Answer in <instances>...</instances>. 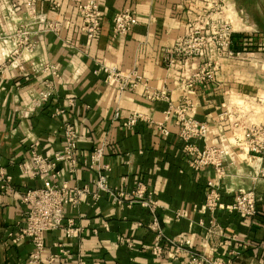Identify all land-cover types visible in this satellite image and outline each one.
Here are the masks:
<instances>
[{"label":"crops","instance_id":"0c3cea01","mask_svg":"<svg viewBox=\"0 0 264 264\" xmlns=\"http://www.w3.org/2000/svg\"><path fill=\"white\" fill-rule=\"evenodd\" d=\"M58 1L61 8L50 11V3ZM90 0H36L38 13L63 23L60 36L39 33L34 39L36 53L25 70L16 67L3 70L6 57L0 46V169L13 177V190L0 187V264H182L187 253L176 259L168 254L156 257L152 245L157 233L149 226L153 216L140 205L121 207L107 195L94 198L98 167L92 164L94 151L105 145L103 164L108 166L109 184L113 189L131 196L139 182L153 192L159 207L157 218L166 238L187 240L190 249L221 257L224 262L238 250L233 264H264V179L252 182L255 170L264 161H255L233 145L230 123L225 121L226 107L237 96L262 98L255 113L240 115L247 125L264 124V0H97L102 5L103 24L98 40L88 46L80 30L79 5ZM28 0H0V28L12 33L30 21ZM128 8L134 10L140 25L127 37L113 39L114 16ZM215 24L232 21L235 47L241 56L221 59L216 81L198 86L191 99L194 117L209 124L207 143L223 145L231 153L230 177L223 183V202L215 218L224 227L225 236L209 246L208 227L211 214L205 209L208 184L217 182L212 168L194 172L182 153V141L176 120L169 124L170 136H161L147 123L127 130L116 113L126 118L140 113L155 122L164 120L168 108L165 101L146 98V89L139 84L133 91L120 93L104 82V74L96 72L100 65H114L122 72L137 69L143 82L152 90L168 88L174 104L179 105L184 92L169 79L164 51L185 34L189 25L202 27L204 21ZM39 29L38 26L35 27ZM48 63L58 67L61 78L55 81L54 95L43 108L33 109V100L50 77L43 72ZM174 77V76H173ZM57 111L63 113L57 114ZM236 119L234 115L231 117ZM76 126L78 158L74 173L59 164L60 185L83 189L77 207L65 210L64 228L46 236L47 251L41 263L30 262L33 246L28 241L17 245L9 238L16 232L26 211L22 195L28 189L44 186L42 177H34L32 148L52 160L64 147L65 123ZM238 135L242 136L239 131ZM202 146V144H201ZM22 166L29 170L23 173ZM51 175V173L49 174ZM48 175V176H49ZM255 187L261 200L254 219L231 214L233 190ZM182 215V217H179ZM76 231L68 237L65 228ZM125 240L133 242L129 246Z\"/></svg>","mask_w":264,"mask_h":264},{"label":"built area","instance_id":"2783aa9c","mask_svg":"<svg viewBox=\"0 0 264 264\" xmlns=\"http://www.w3.org/2000/svg\"><path fill=\"white\" fill-rule=\"evenodd\" d=\"M27 6L30 18L28 23L19 25L10 34H3L0 28V46L7 59L3 70L12 67H16L20 71L25 70L28 59L36 53L37 43L34 37L37 34L54 33L56 36L62 34L63 23L50 20L47 14L38 13L36 0H28ZM60 8L61 4L58 1L50 3V11L57 12ZM78 11L80 30L85 35L88 46L92 47L102 31V5L97 0H90L80 4ZM210 21H204L202 27L189 25L185 34L164 51V63L168 77L173 79L175 85L184 92L179 105L173 103L168 88L152 90L148 82H143L137 69L122 72L116 66L104 63L96 72V74L103 73L105 84L117 89L121 94L133 91L139 84H143L147 99L168 103L162 122H155L140 113H132L126 118H121L120 114L116 113L115 121L121 120L123 126L129 131H133L140 123L145 122L151 128H155L161 136L168 137L171 133L169 124L172 120H176L179 127V138L183 143L182 153L190 168L196 173L210 168L214 170L217 182L208 184L205 201V209L211 214L207 230L209 246L216 244V240L225 236L224 227L219 225L215 215L223 202V183L230 177L228 163L231 153L223 145L207 143L209 124L194 117L195 106L191 97L196 94L198 86L216 81V73L220 69L221 59H234L241 56L242 52L233 49V35L236 31L231 20L223 24H215ZM139 25L140 22L133 9L128 8L117 13L112 23L113 39L127 37ZM36 26L39 27L38 30L35 29ZM3 70L0 69V72ZM43 72L50 78L44 81V88L33 100L32 111L43 108L51 101L54 95L55 81L61 78V73L54 64H46ZM262 102L263 99L259 97L237 96L230 100L226 107L227 112L223 114V116H227L225 121L230 123L233 145L241 152L248 153L251 159L260 162L264 161V124L247 125L239 117L246 113L257 112L256 109ZM60 113L63 112L57 111V114ZM234 115L237 117L236 119L231 118ZM63 130L64 147L61 152L55 155L54 159H46L38 153L36 147L32 148L31 155L35 167L31 174L34 177H42L44 186L28 189L22 195L21 201L26 207L23 220L17 225L16 232H10L8 235L14 245L22 241L31 243L33 250L30 254V262L33 263H41L47 251L45 244L47 234L64 228L66 208L69 205L77 207L80 203L81 193L90 192L87 187L81 189L71 187L67 183L60 185L56 182L61 177V173L57 170L59 164L67 165L70 172L74 173L80 162L77 152L79 135L76 126L67 122ZM239 131L242 136L238 135ZM104 156L105 145L96 149L91 157L92 164L98 167V176L95 181L97 192L94 194V198L98 199L105 194L118 206L140 205L148 209L153 216L149 228L157 233L156 242L151 248L153 255L162 257L167 254L169 247H173L174 252L168 254L173 259H176L179 253L188 254V258L182 264H233V258L238 255V250L232 251L230 257L224 262L221 257H211L206 253L191 250V244L187 240L166 238L156 215L159 204L155 200L154 193L148 191L147 185L142 181L139 182L138 189L131 196L123 191L113 189L107 175L110 169L103 164ZM22 168L23 173H29L30 169L26 166H22ZM50 173L51 175H49ZM251 179L254 184L263 180L264 167L255 170ZM0 187L5 192L13 190V177L3 169H0ZM233 194L234 200L229 212L245 219H254L258 214V203L261 200L256 188H239L233 190ZM65 233L68 237H72L76 231L69 225L68 228H65ZM125 242L129 246H133V242L130 240H125ZM57 259L58 256H51L48 261L53 264Z\"/></svg>","mask_w":264,"mask_h":264},{"label":"trees","instance_id":"16d2710c","mask_svg":"<svg viewBox=\"0 0 264 264\" xmlns=\"http://www.w3.org/2000/svg\"><path fill=\"white\" fill-rule=\"evenodd\" d=\"M241 37H242V36L239 35V34H234V35H233V49H234L235 51H241V50H242V49H240V48L235 47V44H234L235 38H241Z\"/></svg>","mask_w":264,"mask_h":264}]
</instances>
